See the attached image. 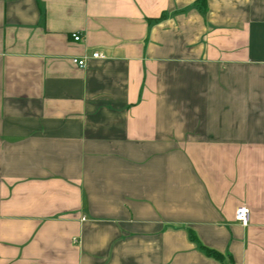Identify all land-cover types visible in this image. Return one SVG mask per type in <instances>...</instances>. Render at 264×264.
Masks as SVG:
<instances>
[{
	"label": "crops",
	"instance_id": "obj_1",
	"mask_svg": "<svg viewBox=\"0 0 264 264\" xmlns=\"http://www.w3.org/2000/svg\"><path fill=\"white\" fill-rule=\"evenodd\" d=\"M198 1L0 0V264H264V0Z\"/></svg>",
	"mask_w": 264,
	"mask_h": 264
},
{
	"label": "built area",
	"instance_id": "obj_2",
	"mask_svg": "<svg viewBox=\"0 0 264 264\" xmlns=\"http://www.w3.org/2000/svg\"><path fill=\"white\" fill-rule=\"evenodd\" d=\"M73 37L75 40L79 41L83 37V33L81 32H75L73 33ZM91 57L93 58H104L105 55L101 51H95ZM88 56L84 57H74L73 62L79 65L80 67H86ZM236 219L242 223L243 225H248L251 219V209L248 206H239L236 211ZM242 264V263H237Z\"/></svg>",
	"mask_w": 264,
	"mask_h": 264
},
{
	"label": "trees",
	"instance_id": "obj_3",
	"mask_svg": "<svg viewBox=\"0 0 264 264\" xmlns=\"http://www.w3.org/2000/svg\"><path fill=\"white\" fill-rule=\"evenodd\" d=\"M205 5H206V0H199V1H198V6H199L202 10H204ZM190 236H191V239H192L193 241H196V242L198 243L200 249H201L203 252H205L207 255H209V256H213V257L218 258V259H223V256H222V254H221L219 251H217V250H215V249L208 248V247H206L205 245H203V244L199 241V239H198V237L196 236L195 233L192 232Z\"/></svg>",
	"mask_w": 264,
	"mask_h": 264
}]
</instances>
